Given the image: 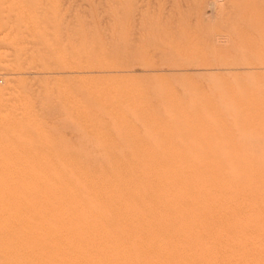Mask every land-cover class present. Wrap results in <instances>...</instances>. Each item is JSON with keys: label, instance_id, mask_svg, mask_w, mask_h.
Here are the masks:
<instances>
[{"label": "rangeland", "instance_id": "obj_1", "mask_svg": "<svg viewBox=\"0 0 264 264\" xmlns=\"http://www.w3.org/2000/svg\"><path fill=\"white\" fill-rule=\"evenodd\" d=\"M185 260L264 264V0H0V264Z\"/></svg>", "mask_w": 264, "mask_h": 264}, {"label": "bare ground", "instance_id": "obj_2", "mask_svg": "<svg viewBox=\"0 0 264 264\" xmlns=\"http://www.w3.org/2000/svg\"><path fill=\"white\" fill-rule=\"evenodd\" d=\"M79 182H80V181H79ZM141 185H142V184H141ZM204 187H205V186H204ZM83 190H84V189H83ZM92 202H93V201H92ZM262 205H263V204H262ZM98 207H99V206H98ZM98 211H99V210H98ZM200 214H201V213H200ZM197 215H198V214H197ZM197 215H196V216H197ZM206 215H208V214H206ZM211 215H212V214H211ZM233 215H234V214H233ZM212 216H213V215H212ZM212 216H211V217H212ZM221 216H222V214H221ZM234 216H235V215H234ZM189 217L192 219V217H194V216H193V215H190ZM198 217H199V215L197 216V218H198ZM194 218H195V217H194ZM184 219H185V218H184ZM187 219H188V218H187ZM199 219H201V217H200ZM199 219H196V220H194V221H197V222H198ZM189 220H190V219H189ZM184 221H185V220H184ZM194 221H193V223H194ZM199 221H201V220H199ZM216 221H217V220H216ZM172 222H173V221H172ZM213 222H215V221H213ZM232 222H233V221H232ZM144 223H145V221H144ZM190 223L192 224V221H191ZM202 223H203V222H202ZM183 224H184V223H183ZM197 224L199 225L200 223H199V222L196 223V226H197ZM204 224H205V223H204ZM248 224H249V223H248ZM172 225H173V224H172ZM180 225H181V224H179V226H180ZM192 225L194 226L195 224H192ZM141 226H142V224H141ZM184 226H186V228L191 227V225H189V227H187V222L185 223V225H183V227H184ZM196 226H195L193 229H195ZM203 226L205 227V225H203ZM174 227H175V226H174ZM183 227H182V228H183ZM216 227H217V226H216ZM241 227H243V225H242ZM184 228H185V227H184ZM186 228H185V229H186ZM177 229H178V228H177ZM180 229H181V227H180ZM185 229H184V230H185ZM191 229H192V228H191ZM191 229H189V230H191ZM196 229H197V228H196ZM201 229L203 230L202 227L200 228V230H201ZM205 229H206V228H205ZM219 229L221 230V228H219ZM219 229H218V230H219ZM243 229H244V228H242V230H243ZM145 230H146V229H145ZM198 230H199V229H198ZM146 231H147V230H146ZM185 231H187V230H185ZM203 231H204V230H203ZM192 232H193V233H192L193 235L197 234L196 231H194V230H192ZM208 232H209V230H208ZM208 232H207V234H206V233H204V234L209 235ZM219 232H220V235H223V234H221V231H219ZM219 232H216V233L218 234ZM224 232L226 233V230H224ZM179 233H180V232H179ZM182 233H183V232H182ZM187 233H188V232H187ZM200 233H201V232L199 231V234H200ZM145 234H147V233L145 232ZM153 234H154V233H153ZM156 234H157V232H156ZM168 234H169V236L172 235V234L170 235V233H168ZM176 234H177V232H176ZM184 234L187 235L186 233H184ZM192 234H188V235H190L189 237L193 238V240H192V239H191V240L195 242L194 239H196V238H194V236L192 237ZM149 235H150V234H149ZM159 235H160V234H159ZM159 235H158V236H159ZM163 235H164V234H163ZM179 235H180V234H179ZM182 235H183V234H181V236H182ZM185 235H183V236H185ZM214 235H216V234H214ZM235 235H236V234H235ZM235 235H234V236H235ZM156 236H157V235H156ZM181 236H180L179 238H181ZM199 236H200V235H199ZM217 236H219V235H217ZM223 236H224V235H223ZM227 236H228V234L225 235L224 238L227 237ZM154 237H155V236H154ZM159 237H160V236H159ZM163 237H164V236H163ZM177 237H178V236H177ZM185 237H187V236H185ZM196 237H197V236H196ZM207 237H209V236H207ZM210 237H212V235H211ZM214 237L216 238V236H214ZM229 237L231 238L232 235L229 236ZM169 238H171V237H169ZM174 238H175V237H174ZM183 238H184V237H183ZM183 238H181V239L184 240ZM197 238H198V237H197ZM218 238H220V236H219ZM221 238H222V236H221ZM198 239H201V237H199ZM160 240H161V239H160ZM175 240H177V239H175ZM179 240H180V239H178V241H179ZM185 240H186V238H185ZM187 240H188V241H187V242H188L187 245L190 246L189 243H193V242H190V241H189L190 239H189L188 237H187ZM205 240H206V239H205ZM205 240H204V241H205ZM208 240H210V239L208 238ZM212 240H213V239H212ZM214 240H215V239H214ZM226 240H227V239H226ZM228 240H230V239L228 238ZM228 240H227V242H230V241H228ZM158 241H159V239H158ZM196 241H197V240H196ZM179 242H180V241H179ZM179 242L177 243V245L179 244ZM183 242H186V241H182V244H183ZM211 242H212V241H211ZM213 242L216 243L215 241H213ZM233 242H234V241H233ZM233 242L231 241L232 244H233ZM164 243H165V242H164ZM172 243H173V242H172ZM180 243H181V242H180ZM200 243L203 244L202 239H201V242H200ZM207 243H208V242H207ZM196 244H198V243H196ZM234 244H235V242H234ZM234 244H233V245H234ZM168 245H169V244H168ZM191 245H192V244H191ZM212 245L215 246L216 244H212ZM236 245H237V244H236ZM175 246H176V245H175ZM179 246H180V245H179ZM181 246H182V245H181ZM193 246H195V245H193ZM193 246H192V247H193ZM206 246H207V245H206ZM190 247H191V246H190ZM210 247H213V246L210 245ZM239 247H240V246H239ZM175 248H177V247H175ZM178 248L182 249V247H178ZM196 248H197V247H195V249H196ZM203 248H205V247H203ZM190 249H191V248H190ZM199 249H200V248H199ZM174 250H175V249H174ZM176 250H177V249H176ZM176 250H175V251H176ZM202 250H204V249H202ZM209 250H210V249H209ZM212 250H213V249H212ZM140 251H141V250H140ZM175 251H172V252L175 253ZM177 251H178V250H177ZM177 251H176V252H177ZM182 251L185 252V248L182 249ZM193 251H194V250H193ZM198 251H199V250H198ZM205 251H206V250H205ZM210 251H211V250H210ZM138 252H139V251H138ZM184 252H183V254H184ZM196 252H197V251H196ZM202 252H203V251H202ZM216 252H217V251H214V253H216ZM157 253H158V252H157ZM177 253H178L177 256L180 257V254H179L180 252H177ZM247 253H248V252H247ZM186 254H187V253H185L184 256H185ZM198 254H199V252H198ZM202 254H206V253H202ZM152 255H154V254H152ZM196 255H197V254H196ZM208 255H209V254H208ZM210 255H211V254H210ZM217 255H218V253H217ZM150 256H151V255H150ZM175 256H176V254H175ZM191 256H192V253H191ZM199 256H200V255H199ZM219 256H220V255H219ZM185 257H186V256H185ZM185 257H180V258H185ZM187 257H188V258H186V259H189V258H190V254H189V256H187ZM211 257H212V255L209 257V259H210ZM243 257H244V256H243ZM176 258H177V257H176ZM195 258L197 259L198 256L195 257ZM207 258H208V257H207ZM237 258H238V257H237ZM240 258H241V256H240ZM149 259H150V258H149ZM163 259H165V258H163ZM212 259H213V258H212ZM238 259H239V258H238ZM242 259H243V258H242ZM242 259H240L241 262H242ZM180 260H182V259H180ZM189 260H190V259H189ZM193 260H194V258H193ZM200 260H201V259H200ZM249 260H250V259H249ZM138 261H142V260L139 259ZM201 261H202V260H201ZM207 261H208V260H206V262H207ZM173 262H175V261H173ZM183 262L185 263V262H187V261L185 260V261H183ZM191 262H192V261H190V263H191ZM195 262H196V261H195ZM197 262H198V261H197ZM203 262H205V261H203ZM203 262H202V263H203ZM210 262H212V261L210 260ZM214 262H215V261H214ZM253 262H254V261H253ZM170 263H171V262H170ZM181 263H182V262H181ZM184 263H183V264H184ZM198 263H200V261H199ZM198 263H197V264H198ZM202 263H201V264H202ZM216 263L219 264L218 262H216ZM142 264H143V263H142ZM171 264H173V263H171ZM178 264H180V263H178ZM185 264H189V263H185ZM194 264H195V263H194ZM204 264H205V263H204ZM212 264H213V263H212ZM220 264H224V263H221V261H220Z\"/></svg>", "mask_w": 264, "mask_h": 264}]
</instances>
